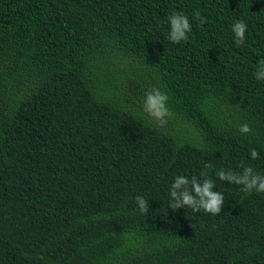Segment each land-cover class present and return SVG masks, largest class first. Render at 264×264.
Listing matches in <instances>:
<instances>
[{
  "label": "trees",
  "instance_id": "16d2710c",
  "mask_svg": "<svg viewBox=\"0 0 264 264\" xmlns=\"http://www.w3.org/2000/svg\"><path fill=\"white\" fill-rule=\"evenodd\" d=\"M262 61L264 0H0V264H264V193L216 176H264ZM202 172L221 213L169 208Z\"/></svg>",
  "mask_w": 264,
  "mask_h": 264
},
{
  "label": "clouds",
  "instance_id": "9594fccd",
  "mask_svg": "<svg viewBox=\"0 0 264 264\" xmlns=\"http://www.w3.org/2000/svg\"><path fill=\"white\" fill-rule=\"evenodd\" d=\"M194 19H199L203 23L200 13L197 11L193 14ZM170 32L168 39L179 44L188 39V33L191 32V24L187 15L180 12H173L168 16ZM247 25L243 21H236L232 26L235 43L243 45L245 43V33ZM257 80H264V61L261 62L258 70L255 73ZM168 96L161 92L158 88H149L144 92L142 111L147 114L150 121L158 124L166 122V118L170 115L167 108ZM241 134L247 135L251 132L248 124H243L239 127ZM250 157L253 160L259 158V153L253 149L250 152ZM211 167V165H207ZM205 177V173H201ZM220 181H227L230 184L242 186L241 190L245 194L264 193V176L253 171L252 167H244L241 174H237L231 170H220L216 173ZM215 181L209 178L203 180L192 176L191 179L185 176H176L170 187V203L169 208L173 211L178 209L190 208L195 212L203 210L211 215H218L224 207V197L219 191H214ZM138 209L141 213H148V202L142 196L135 197Z\"/></svg>",
  "mask_w": 264,
  "mask_h": 264
}]
</instances>
